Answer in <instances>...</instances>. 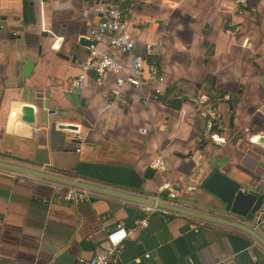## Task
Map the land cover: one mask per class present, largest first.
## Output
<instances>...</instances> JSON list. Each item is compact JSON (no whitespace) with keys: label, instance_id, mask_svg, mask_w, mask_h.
Masks as SVG:
<instances>
[{"label":"crops","instance_id":"0c3cea01","mask_svg":"<svg viewBox=\"0 0 264 264\" xmlns=\"http://www.w3.org/2000/svg\"><path fill=\"white\" fill-rule=\"evenodd\" d=\"M111 3L126 14L136 51L166 74L159 100L147 103L146 89L129 86L116 100L113 77L98 87L92 73L83 89L70 86L86 58L111 51L105 42L78 44ZM249 4L241 14L236 0H0V160L64 176L75 170L148 198L173 184L179 205L198 199L202 211L218 203L203 189L214 171L245 189L264 186V0ZM223 90L239 102L218 103L210 131L201 114ZM196 91L180 110L167 103ZM25 104L35 108L34 123L15 115ZM66 188L0 168V264H82L120 222L128 237L113 264H264V248L243 230L149 214L142 203L106 194L75 202L63 197Z\"/></svg>","mask_w":264,"mask_h":264},{"label":"built area","instance_id":"2783aa9c","mask_svg":"<svg viewBox=\"0 0 264 264\" xmlns=\"http://www.w3.org/2000/svg\"><path fill=\"white\" fill-rule=\"evenodd\" d=\"M156 0H144L145 3H154ZM238 12L244 13L249 7V0H236ZM225 32L234 33V24L229 22ZM88 37L95 42H105L111 51L103 54H92L81 64V72L70 80L71 88L83 89L87 83L88 75L94 74L95 82L98 87H104L109 79L113 77L114 84L111 86L110 94L120 100L123 96V89L126 86L146 89V102L159 100L165 90L166 74L155 59L149 61L148 57L136 51V41L132 36L127 17L123 9L117 3H111L103 12V18L96 23L89 31ZM155 56L156 50H150ZM119 57L126 58L127 63H121ZM56 114L58 112H55ZM217 143L223 139L219 136L214 137ZM162 164L161 159H157L153 166ZM63 197L75 202L85 201L92 191L67 186ZM168 193H159L153 196L156 204H143L149 214L162 213L163 215L179 214L165 207H160L159 203L166 205H179L176 199L179 197L178 191L173 184L167 185ZM142 225H148V219L142 220ZM196 231H199L196 228ZM128 237V231L123 222L107 230L106 240L102 245V250L95 253L89 259H83L82 264H113L118 259L124 248V241ZM147 254L146 257H149Z\"/></svg>","mask_w":264,"mask_h":264},{"label":"water","instance_id":"95a60500","mask_svg":"<svg viewBox=\"0 0 264 264\" xmlns=\"http://www.w3.org/2000/svg\"><path fill=\"white\" fill-rule=\"evenodd\" d=\"M78 44L91 48L94 45V40L86 35L79 37ZM59 56L68 59L64 54ZM34 68V63L31 61L26 62L24 76L29 77ZM196 95L190 97L183 94L182 92L177 93L171 98L167 99V103L174 109L180 110L183 103L194 102ZM210 98L215 100V103L208 108L206 112H202L201 116L207 119L210 123V131L217 128V121L213 117H219L216 113L218 103L229 104L232 108L238 104L239 97L233 93H229L228 90L219 92H213L210 94ZM20 112L22 119L28 123H34L36 120L35 108L31 104L23 105L16 114ZM61 128L76 130L78 127L74 125L61 124ZM259 137L255 138L258 141ZM264 164V163H263ZM264 167V165H262ZM0 168L7 169L16 173L28 174L38 178L52 181L65 186H74L82 189L92 191L94 193L106 194L117 198H122L129 201L138 203H144L149 205H155L156 202L148 197L132 193L128 190L116 189L108 187L93 177H80L77 171H70V175H57L38 169L10 163L0 160ZM156 172L155 169L151 168L147 171L145 177L152 176ZM203 189L211 193L217 199V204L207 205L209 210L202 211L198 199H192L189 201H183V205H166L159 203L160 207H165L176 213L187 217L197 218L203 221H208L217 224H223L231 226L240 230H243L250 234L263 248H264V186L258 185L255 189H245L243 185L228 175L223 174L220 171H214L212 175L206 180L203 185ZM177 202V199H176ZM241 219L242 221H239ZM246 222V223H243ZM249 223V225L247 224ZM256 227V228H255Z\"/></svg>","mask_w":264,"mask_h":264},{"label":"trees","instance_id":"16d2710c","mask_svg":"<svg viewBox=\"0 0 264 264\" xmlns=\"http://www.w3.org/2000/svg\"><path fill=\"white\" fill-rule=\"evenodd\" d=\"M149 61H153V59H148Z\"/></svg>","mask_w":264,"mask_h":264},{"label":"rangeland","instance_id":"374dc122","mask_svg":"<svg viewBox=\"0 0 264 264\" xmlns=\"http://www.w3.org/2000/svg\"><path fill=\"white\" fill-rule=\"evenodd\" d=\"M126 15V14H125Z\"/></svg>","mask_w":264,"mask_h":264}]
</instances>
